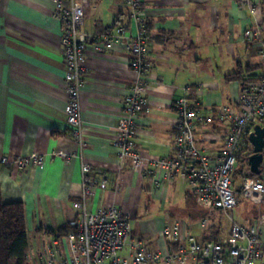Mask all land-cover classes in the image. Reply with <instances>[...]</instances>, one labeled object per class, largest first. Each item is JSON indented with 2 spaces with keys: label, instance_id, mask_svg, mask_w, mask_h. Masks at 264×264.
<instances>
[{
  "label": "crops",
  "instance_id": "obj_1",
  "mask_svg": "<svg viewBox=\"0 0 264 264\" xmlns=\"http://www.w3.org/2000/svg\"><path fill=\"white\" fill-rule=\"evenodd\" d=\"M141 1L151 67L146 74L148 110L139 115L137 125L141 165L135 169L129 161L121 162L115 141L123 100L137 73L124 45L108 50L98 38L117 26L135 36L139 28L132 9L124 0L88 1L82 27L89 42L80 93L81 135L67 126L64 29L55 17L53 0H0L1 192L4 202L25 206L30 258L37 264L40 253L55 239L62 244L70 221L78 217L76 201L83 202L87 212L114 205L131 213L151 195L171 201L179 197L183 208L178 212L197 218L193 223L182 219L197 236L193 228L205 217L199 216L203 206L190 183L179 172H174L172 180H166L163 173L159 181L154 179L153 160L175 156V103L189 91L203 117L215 114L223 104L239 109L243 83L233 75L245 71L256 80L264 77L260 58L264 14L252 10V1ZM252 25L259 27L261 40L247 42L244 31ZM225 130L218 122L198 124L199 146L211 156L218 155ZM32 153L44 157L43 167L20 170L16 160ZM84 163L91 165L89 172L84 173ZM87 181L94 193L84 199ZM102 182L105 187L100 186ZM216 211L224 212H212ZM169 214L159 226L145 229V225V233L139 235L160 243L162 225L175 215ZM206 217H211L209 209ZM255 219L246 218L241 225ZM209 233L208 229L205 235Z\"/></svg>",
  "mask_w": 264,
  "mask_h": 264
},
{
  "label": "built area",
  "instance_id": "obj_2",
  "mask_svg": "<svg viewBox=\"0 0 264 264\" xmlns=\"http://www.w3.org/2000/svg\"><path fill=\"white\" fill-rule=\"evenodd\" d=\"M88 1L53 0L55 17L64 29L61 43L67 67V126L81 135L80 93L85 85L83 64L89 42L82 27ZM244 1H252L254 12L263 9L260 0ZM124 2L132 9L131 16L138 24V33L129 36L125 27L117 26L98 38L103 48L108 50L119 44L124 45L131 55V68L137 73L130 93L123 100L115 141L121 162L129 161L136 169L141 165L136 144L137 125L139 115L148 110L146 74L151 64L148 59L146 12L142 1ZM244 40H261L259 27H247ZM260 58L264 64V41H261ZM189 95L187 91L175 103L178 112V117L173 121L176 129L175 156L153 160L157 169L155 181L160 180L161 173L166 180H172L174 172H179L190 183L198 202L210 212H228L237 206L239 196L264 207V150L259 174L243 175L237 181L234 177L240 152L245 149L246 137L250 139L256 125L264 127V77L244 85L238 99L239 109L231 104H223L218 106L215 114L207 117L199 113L198 104L191 101ZM216 121L226 126V133L221 138L219 154L211 156L199 146L196 131L198 124L210 125ZM59 155L65 156L63 152ZM2 160L6 163L8 159L4 157ZM16 164L20 170L30 166L42 168L44 157L32 153L18 158ZM83 169L84 173L89 172L91 165L84 163ZM89 182L83 191L84 199L94 193L88 186ZM100 186L105 187V183L102 182ZM74 208L78 211V217L70 221V229L62 238L63 245L55 239L51 247L40 253V264H264V211L247 225L233 221L231 233L225 237L219 235L216 239H205L209 217L201 220L203 234L198 237L187 230L182 219L176 218L162 225L160 243L153 245L134 234L130 214L124 208L113 205L87 212L81 201H76Z\"/></svg>",
  "mask_w": 264,
  "mask_h": 264
},
{
  "label": "trees",
  "instance_id": "obj_3",
  "mask_svg": "<svg viewBox=\"0 0 264 264\" xmlns=\"http://www.w3.org/2000/svg\"><path fill=\"white\" fill-rule=\"evenodd\" d=\"M260 1L264 14V0ZM244 72L239 71L233 75L234 78L242 79L243 87L246 83L256 80L251 75H245ZM216 112L217 109L214 113ZM245 143V149L240 152L238 167L234 174L236 181L243 175H255L251 172L248 163V157L253 153V146L248 136L245 139ZM238 198L241 197L239 196ZM239 204L240 201L237 205ZM203 210V213L198 215L206 217L207 209L203 207ZM191 219L195 220L197 218L193 217ZM209 229L210 233L205 235V239H216L219 234L221 235V228L217 231V227L215 228V225H211ZM30 260V243L25 222V206L22 202H4L0 183V264H32Z\"/></svg>",
  "mask_w": 264,
  "mask_h": 264
},
{
  "label": "rangeland",
  "instance_id": "obj_4",
  "mask_svg": "<svg viewBox=\"0 0 264 264\" xmlns=\"http://www.w3.org/2000/svg\"><path fill=\"white\" fill-rule=\"evenodd\" d=\"M238 179H241V176ZM239 201H240L239 205L228 211L229 215L226 214L225 212H220V211L211 212V217L209 220L210 225H215L216 228L220 222L221 225L218 226V228H221V235L224 237L228 236L231 233L233 220L230 219V216L233 217V219L236 222L241 224L245 221L246 218L249 219V218H253L254 216L257 217L260 214V212L263 210V208L253 204L249 200H245V199L241 200V198H238V202ZM182 205H183V200H181V198L179 197H176L174 201H171L170 198L163 199L157 195H151L150 198L144 200V203L139 204L137 209L136 208L134 209V212L132 211L131 213L129 212L133 230L136 233L135 235L150 242L151 237L145 235L140 236L139 234L145 233L144 230L147 229V227L150 228L157 224L159 226L160 220L165 221L168 217L169 212L175 214L172 216V219L184 218L187 222L191 221V223H193L195 220L186 218L182 212L181 213L178 212L180 211L181 208H183L181 207ZM145 225L146 227L145 229H143ZM193 229H194L193 230L194 233L195 231L196 233L199 232L197 236H200L202 234L200 222H199V226L196 225ZM30 261L32 264H37L35 260L33 261L30 260Z\"/></svg>",
  "mask_w": 264,
  "mask_h": 264
},
{
  "label": "water",
  "instance_id": "obj_5",
  "mask_svg": "<svg viewBox=\"0 0 264 264\" xmlns=\"http://www.w3.org/2000/svg\"><path fill=\"white\" fill-rule=\"evenodd\" d=\"M250 141L253 145V154L249 157L248 163L253 174L260 173V166L263 162L264 150V127L256 125L254 131L250 134Z\"/></svg>",
  "mask_w": 264,
  "mask_h": 264
}]
</instances>
